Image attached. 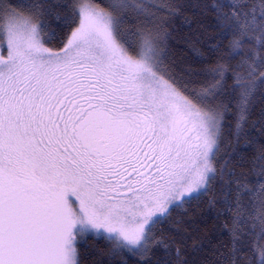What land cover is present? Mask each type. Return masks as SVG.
<instances>
[{
    "label": "snow or ice",
    "instance_id": "obj_1",
    "mask_svg": "<svg viewBox=\"0 0 264 264\" xmlns=\"http://www.w3.org/2000/svg\"><path fill=\"white\" fill-rule=\"evenodd\" d=\"M111 6L138 16L151 7ZM14 7L26 11L0 2V264H76L77 237L88 232L114 255H147L153 225L214 178L223 114L212 103L227 70L190 99L165 79L157 36L138 30L130 54L123 21L91 0H74L78 24L62 39L42 19L46 0ZM226 7L217 25L240 61L232 79L243 108L257 75L264 84V0ZM58 39L60 51L46 46ZM257 192L264 230V188L239 185L236 201ZM259 255L264 264V249Z\"/></svg>",
    "mask_w": 264,
    "mask_h": 264
},
{
    "label": "trees",
    "instance_id": "obj_2",
    "mask_svg": "<svg viewBox=\"0 0 264 264\" xmlns=\"http://www.w3.org/2000/svg\"><path fill=\"white\" fill-rule=\"evenodd\" d=\"M0 2L14 11H26L14 7L21 0ZM158 2L143 0L151 7L147 8L148 16H138L131 7L111 6L120 0H91L99 9L123 21L120 31L133 42L130 54L139 50L141 42L135 35L138 30L156 35L165 79L190 99L214 82L215 70H227L223 91L212 103L223 114L213 160L214 178L206 191L172 209L161 223L153 225L147 255H114L107 239L86 234L77 238V264H261L259 251L264 249V230L255 216L262 194L257 192L250 197L242 193L237 204L236 188H264V84L259 83L257 75L254 95L241 108L240 91L234 90L232 79L233 69L240 61L233 58L230 39H222L217 25L218 13H231L226 5L234 0H165L172 5L170 10L156 7ZM73 3L74 0H46L42 19L61 39L78 24V20L73 22ZM61 39L46 46L58 52ZM252 47L246 44L243 50ZM240 72L246 76L247 68Z\"/></svg>",
    "mask_w": 264,
    "mask_h": 264
},
{
    "label": "rangeland",
    "instance_id": "obj_3",
    "mask_svg": "<svg viewBox=\"0 0 264 264\" xmlns=\"http://www.w3.org/2000/svg\"><path fill=\"white\" fill-rule=\"evenodd\" d=\"M3 56H4L5 58H7V47H6V44H5L4 48H3ZM217 143H218V141H217ZM214 154H215V153H214ZM195 196H198V195H195ZM193 197H194V196H193ZM86 234H91V235H94V236H96V237H103V236H97L95 233H92V232L85 233V235H86ZM77 238H78V237H77ZM76 245H77V241H76V243H75V247H76ZM75 259H76V264H77V254H76Z\"/></svg>",
    "mask_w": 264,
    "mask_h": 264
}]
</instances>
